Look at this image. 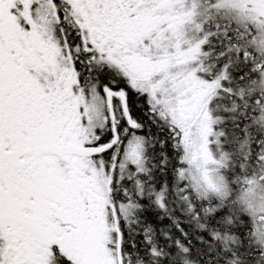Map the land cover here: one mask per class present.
I'll list each match as a JSON object with an SVG mask.
<instances>
[{
	"label": "snow or ice",
	"instance_id": "6c2138e0",
	"mask_svg": "<svg viewBox=\"0 0 264 264\" xmlns=\"http://www.w3.org/2000/svg\"><path fill=\"white\" fill-rule=\"evenodd\" d=\"M0 264H264V0H0Z\"/></svg>",
	"mask_w": 264,
	"mask_h": 264
}]
</instances>
